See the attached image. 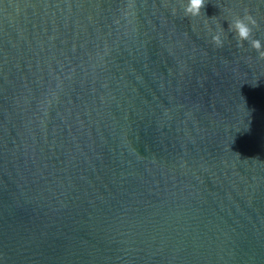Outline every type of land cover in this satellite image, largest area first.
I'll return each mask as SVG.
<instances>
[{
    "label": "water",
    "instance_id": "obj_1",
    "mask_svg": "<svg viewBox=\"0 0 264 264\" xmlns=\"http://www.w3.org/2000/svg\"><path fill=\"white\" fill-rule=\"evenodd\" d=\"M186 2L0 0V264H264V0Z\"/></svg>",
    "mask_w": 264,
    "mask_h": 264
},
{
    "label": "clouds",
    "instance_id": "obj_2",
    "mask_svg": "<svg viewBox=\"0 0 264 264\" xmlns=\"http://www.w3.org/2000/svg\"><path fill=\"white\" fill-rule=\"evenodd\" d=\"M206 0H187L184 4V16L195 18L201 14V10L205 8ZM175 12V9H173ZM255 21L249 15L237 16L232 21L228 22V32L234 34L237 46L242 47L244 42H248L251 48L256 50L260 59H264V44L260 39L253 38V28ZM223 28L215 32L211 37V42L216 47L224 46Z\"/></svg>",
    "mask_w": 264,
    "mask_h": 264
}]
</instances>
